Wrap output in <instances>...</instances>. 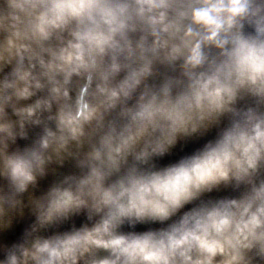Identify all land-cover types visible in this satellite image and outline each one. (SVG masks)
<instances>
[{"label":"clouds","instance_id":"9594fccd","mask_svg":"<svg viewBox=\"0 0 264 264\" xmlns=\"http://www.w3.org/2000/svg\"><path fill=\"white\" fill-rule=\"evenodd\" d=\"M0 264H264V0H0Z\"/></svg>","mask_w":264,"mask_h":264}]
</instances>
